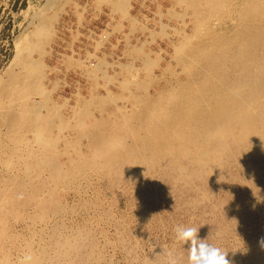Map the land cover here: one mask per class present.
Segmentation results:
<instances>
[{
  "label": "rangeland",
  "instance_id": "obj_1",
  "mask_svg": "<svg viewBox=\"0 0 264 264\" xmlns=\"http://www.w3.org/2000/svg\"><path fill=\"white\" fill-rule=\"evenodd\" d=\"M258 2L0 0V264H169L170 250L187 264L177 225L231 264H264V138L240 143L210 114L188 144L172 134L187 96L207 90L201 109L214 93V54L230 68L264 39ZM150 138L174 141L155 156Z\"/></svg>",
  "mask_w": 264,
  "mask_h": 264
},
{
  "label": "bare ground",
  "instance_id": "obj_2",
  "mask_svg": "<svg viewBox=\"0 0 264 264\" xmlns=\"http://www.w3.org/2000/svg\"><path fill=\"white\" fill-rule=\"evenodd\" d=\"M235 1V0H234ZM262 0H259V2L257 3L258 6L260 4H263L264 2H261ZM233 2V1H232ZM241 2V1H240ZM219 4H216V8L218 9L219 7L223 6V5H220L221 2L219 1L218 2ZM243 3V2H242ZM229 4V3H227ZM245 4V2L243 3ZM242 4V5H243ZM204 5V4H203ZM234 5H232L231 7H233ZM257 5H255L254 7L252 6L250 9H253V10H256ZM238 9V8H237ZM195 10V9H194ZM236 10V9H235ZM219 11V10H218ZM234 12V11H233ZM226 13V12H225ZM228 13V12H227ZM230 13V12H229ZM240 13V12H239ZM233 14V13H232ZM240 14H243V13H240ZM223 15V14H222ZM229 16V15H228ZM237 16V15H236ZM244 16V15H243ZM231 17V16H230ZM240 17V16H239ZM195 18V17H194ZM202 18V17H201ZM200 18V20H201ZM204 18V17H203ZM206 18V17H205ZM233 18V17H232ZM241 18V17H240ZM235 19V18H234ZM226 20V19H225ZM228 20V19H227ZM232 20V19H231ZM229 20V21H231ZM250 20V19H249ZM249 20H247L249 22ZM198 21V19H197ZM203 22V20H201ZM214 21V20H213ZM217 20H215L216 22ZM234 21V20H232ZM211 23V21H209ZM218 22V21H217ZM227 22V21H226ZM236 22V21H235ZM246 22V21H245ZM258 22V21H256ZM194 23V21H193ZM206 23V22H205ZM204 23V24H205ZM252 23V22H251ZM215 24V23H214ZM232 24V23H231ZM255 24V23H254ZM198 25V24H197ZM206 25V24H205ZM225 25V24H224ZM237 25V23H236ZM244 25H247V24H244ZM256 25V24H255ZM213 26V24H212ZM232 26V25H231ZM207 27V26H206ZM206 27L204 28V30L206 29ZM209 27V26H208ZM236 27V26H235ZM260 27V26H258ZM229 28V26H228ZM233 28V27H232ZM239 28V26H238ZM242 28V27H241ZM240 28V29H241ZM245 28V27H244ZM214 29V28H213ZM234 29V28H233ZM243 29V28H242ZM241 29V30H242ZM247 29V28H246ZM257 29V28H256ZM201 30V29H200ZM224 30V29H222ZM230 30H232L230 28ZM211 31V30H210ZM250 31V30H249ZM248 31V32H249ZM212 32V31H211ZM229 32V29L228 31ZM202 33V32H201ZM205 33V32H203ZM202 33V34H203ZM216 33V32H215ZM234 33V32H233ZM200 34V33H199ZM210 34V32H209ZM221 34V33H220ZM225 34H226V31H225ZM232 34V33H230ZM228 34V35H230ZM245 34V33H244ZM263 33H260V34H253V35H250L251 37L249 38L248 40V48L245 50H241L240 51H237V52H234L231 56H230V52H229V55L226 54V56L228 57V59H232L234 62H233V67L229 66H225L224 65V68H220L221 66L218 65L217 67L220 68V70L216 67V65H214V63H217L215 62V60L219 59L221 56H218V54L216 55V53L214 54L212 60L213 62L211 63L212 64V70L213 71H217L215 73V77L213 79V85L212 87L215 88L214 90V93L207 96L208 98L205 100V104H203L205 107L204 108H199V104H198V101L196 100L197 98H202L205 93V91L207 90H204V91H200V95H198L199 91L197 92L196 96L194 94V96H191V99L189 100V97L187 96V101H190L191 104L188 105L187 107V110L188 109H194L195 112L191 113V112H187V111H184L187 115H185L186 117L184 119H182L178 125L176 127H174V131L172 134L176 135L177 138L180 139L181 143H186L188 141V131H190V126L189 124H192V127L193 126H198L200 127V124H202L204 122V120H207L206 117H207V114H210L211 118L213 120H216L217 121V124L215 125L217 127L218 125V129L217 131L220 132V133H224L225 131H231V129L234 127V128H237L239 130V132L241 133V137H239V140H240V143H245L247 142V139L248 137H250V139H252L253 142L255 143H262L263 142V138H264V64L262 62V59L264 61V56L263 58H259V57H256V51L255 50V47H263L264 48V39L260 38L259 35H262ZM212 36V35H211ZM214 36V35H213ZM221 35H217L216 37H219ZM231 36V35H230ZM243 36V35H242ZM186 37V35H185ZM202 38V37H201ZM208 38V37H207ZM206 38V39H207ZM223 38V37H222ZM228 38V37H226ZM194 39V38H192ZM210 39V38H209ZM208 39V40H209ZM215 39V38H214ZM221 39V37H220ZM204 40V39H203ZM202 40V41H203ZM201 41V42H202ZM207 41V40H206ZM212 41V40H211ZM219 41V38L218 40ZM235 41V40H234ZM216 42V41H215ZM212 43V42H211ZM220 43V42H219ZM235 43V42H234ZM218 44V43H217ZM233 44V43H232ZM201 45V44H200ZM204 46V45H203ZM202 46V47H203ZM213 46V44H212ZM221 46V44H220ZM224 46V45H223ZM238 46V44H237ZM217 47V46H216ZM233 47V46H232ZM180 48V47H179ZM228 48V47H227ZM234 48V47H233ZM232 48V49H233ZM199 49V48H197ZM208 49V48H206ZM214 49V48H213ZM217 49V48H216ZM200 50V49H199ZM211 50V49H208V51ZM224 50V49H222ZM262 50V49H261ZM259 50V51H261ZM264 50V49H263ZM203 51V50H202ZM214 51V50H213ZM218 51V50H217ZM229 51V50H228ZM194 52V51H193ZM199 52V51H198ZM212 52V51H211ZM224 52V51H222ZM208 53V52H207ZM221 53V52H220ZM203 54V53H202ZM264 54V52H263ZM198 55V54H197ZM204 55V54H203ZM207 55V54H205ZM211 55V54H210ZM259 56V55H258ZM192 57V56H191ZM190 57V58H191ZM205 57V56H204ZM202 57V58H204ZM198 59V58H197ZM210 59V58H209ZM208 59V60H209ZM227 59V60H228ZM205 60V59H203ZM210 60V61H212ZM193 61V60H191ZM231 62V61H230ZM25 63V62H24ZM194 64V63H193ZM208 64V63H207ZM225 64V63H224ZM206 65V64H205ZM208 66V65H206ZM214 66V67H213ZM208 68V67H207ZM232 68V69H231ZM203 70V69H202ZM208 71V70H207ZM205 72V70H204ZM207 74V73H206ZM212 74V73H211ZM202 75V74H201ZM210 77V76H209ZM197 78V77H196ZM204 78V77H202ZM208 78V77H206ZM205 78V79H206ZM199 79V78H197ZM17 80V79H16ZM204 81V79H203ZM210 82H212L211 80H209ZM194 82V81H193ZM208 82V81H207ZM206 82V83H207ZM192 83V82H191ZM204 83V82H203ZM14 84V83H13ZM18 83L15 84V86L17 85ZM208 83V85H210ZM191 85V84H190ZM193 85V84H192ZM180 86V85H179ZM197 86V85H196ZM207 86V84H206ZM134 87V86H133ZM194 87V86H192ZM198 87V86H197ZM183 88V87H182ZM202 88V87H201ZM205 88V87H203ZM207 88V87H206ZM179 89V88H178ZM189 89V88H188ZM191 89V88H190ZM208 89V88H207ZM210 89L211 86H210ZM183 90V89H181ZM186 90V89H185ZM194 90V89H193ZM192 90V91H193ZM200 90V89H199ZM15 91V90H14ZM177 91V90H176ZM169 92V91H168ZM167 92V93H168ZM170 92H173V90H171ZM170 92H169V95H170ZM179 92H181L179 90ZM178 92V94H179ZM187 92V91H185ZM184 92V93H185ZM240 92V93H239ZM19 93V92H18ZM191 93V92H189ZM188 93V94H189ZM195 93V92H194ZM209 93V92H208ZM239 93V94H238ZM21 94V93H20ZM25 94V93H24ZM176 94V93H175ZM183 94V93H182ZM15 95V94H14ZM174 95V94H173ZM164 96V95H163ZM167 96V95H166ZM176 96V95H175ZM182 96V95H181ZM23 97V96H22ZM171 97V95H170ZM173 97V96H172ZM180 97V96H179ZM194 97V99H193ZM162 98V97H161ZM160 98V99H161ZM167 98V97H166ZM182 98V97H181ZM184 98V97H183ZM157 99V97H156ZM155 99V100H156ZM159 99V98H158ZM165 99V98H164ZM178 99V98H177ZM185 99V100H186ZM193 99V101H191ZM166 100V99H165ZM172 100V99H171ZM171 100H168V101H171ZM202 100V99H201ZM28 101V100H27ZM161 101V100H160ZM181 101V100H180ZM153 101H151L152 103ZM183 102V100H182ZM181 102V103H182ZM189 102V103H190ZM154 103H157V102H154ZM153 103V104H154ZM159 103V102H158ZM164 103V102H163ZM180 103V104H181ZM28 104V103H27ZM160 104V103H159ZM176 104V102H175ZM54 105V104H53ZM156 105V104H155ZM161 105V104H160ZM165 106V104H163ZM51 106V105H50ZM153 106V105H151ZM157 106V105H156ZM185 106V105H184ZM161 107V106H159ZM181 107V106H180ZM185 107V108H186ZM201 107V106H200ZM157 108V107H155ZM27 109V108H26ZM53 109V108H52ZM55 109V108H54ZM152 109V107L150 108ZM154 109V108H153ZM159 109V108H158ZM165 109V108H164ZM184 109V108H183ZM30 110V109H29ZM51 110V109H50ZM186 110V109H185ZM24 111H26L24 109ZM158 111V110H157ZM161 111V109H160ZM153 113V112H152ZM28 114V113H26ZM157 115H160V114H157ZM152 116V114H151ZM159 117V116H157ZM191 117V118H190ZM160 118V117H159ZM164 118V117H163ZM154 119V118H153ZM156 119V118H155ZM63 120V119H62ZM162 120V119H161ZM164 120V119H163ZM167 120V119H165ZM210 120V119H209ZM207 120V121H209ZM151 121V120H150ZM158 120H156L157 122ZM160 121V120H159ZM65 122V121H64ZM63 122V123H64ZM164 122V121H162ZM211 122V121H210ZM215 122V121H214ZM213 122V123H214ZM62 123V124H63ZM155 123V122H154ZM160 123V122H159ZM209 123V122H208ZM212 123V122H211ZM163 124V123H161ZM207 124V123H206ZM215 124V123H214ZM213 124V125H214ZM64 125V124H63ZM155 126V124H153ZM152 126V125H150ZM172 126V125H171ZM166 127V126H165ZM167 128V127H166ZM150 129V128H149ZM152 129V128H151ZM159 129V128H158ZM171 129V128H170ZM201 129L198 128V130ZM206 129V128H205ZM34 130V129H33ZM202 130V129H201ZM222 130L224 132H222ZM38 131V130H37ZM163 131V130H162ZM166 131V130H165ZM161 132V131H160ZM197 132V131H196ZM236 132V131H235ZM234 132V133H235ZM155 133V132H154ZM201 133V132H200ZM228 133V132H227ZM34 134V133H33ZM157 134V133H156ZM167 134V133H166ZM196 134V133H195ZM199 134V133H198ZM39 135V134H37ZM164 135V134H163ZM170 135V134H169ZM168 136H163L164 139H166V137H169ZM194 135V133H193ZM45 136V135H44ZM218 136V135H217ZM222 136V135H221ZM190 137V136H189ZM207 137V136H206ZM193 138V137H192ZM200 138V137H199ZM205 138V137H204ZM151 139V138H150ZM178 139V140H179ZM234 139V138H233ZM159 139H157L158 141ZM163 140V139H162ZM167 140V139H166ZM177 140V141H178ZM199 140V139H198ZM207 140V139H206ZM37 141V140H36ZM155 138H152L151 139V143L147 142L145 143V149H147V147H150V146H153V154L155 156L161 154V153H164L165 152H168L169 150V147L168 146L170 143L168 142H164L161 141L160 143L157 142ZM174 141V140H173ZM172 141V143H173ZM177 142V144H179V142ZM194 141V140H192ZM159 143L158 145V148H156V145ZM171 143V144H172ZM196 144V141L194 142ZM142 144V143H141ZM170 144V145H171ZM176 144V143H175ZM188 144V142L186 143ZM185 144V145H186ZM193 144V142H192ZM199 144V143H198ZM203 144V143H202ZM143 146V147H144ZM189 146V145H188ZM253 146V145H252ZM142 147V148H143ZM187 147V146H186ZM184 145H179V148L182 150L184 148H186ZM194 147V146H193ZM242 148V147H241ZM144 149V148H143ZM142 149V150H143ZM173 149V147L171 148ZM170 149V151H171ZM70 150V149H69ZM150 150V149H149ZM178 150V149H177ZM186 150V149H185ZM184 150V151H185ZM188 150V148H187ZM244 150V149H243ZM242 150V151H243ZM183 151V150H182ZM179 152V151H178ZM188 153V152H187ZM147 154V153H146ZM179 154V153H177ZM142 155V154H141ZM144 155V153H143ZM170 155V154H169ZM182 155V154H181ZM120 155H118L119 157ZM161 156V155H160ZM185 156V155H184ZM237 156V155H236ZM115 156H111V158H114ZM142 157V156H141ZM140 157V159H141ZM163 157V155H162ZM177 157V156H176ZM120 158V157H119ZM136 158V157H135ZM180 158V157H178ZM129 159V158H128ZM176 159V158H175ZM143 160V159H142ZM129 161V160H128ZM135 161V160H134ZM131 162V161H130ZM139 162V161H137ZM206 162V161H205ZM182 164V163H181ZM179 165V164H178ZM220 167V166H219ZM174 169V168H173ZM177 170V169H176ZM193 173V172H192ZM198 174V173H197ZM183 178V177H182ZM172 179V178H171ZM174 181V180H173ZM191 181V180H190Z\"/></svg>",
  "mask_w": 264,
  "mask_h": 264
},
{
  "label": "clouds",
  "instance_id": "obj_3",
  "mask_svg": "<svg viewBox=\"0 0 264 264\" xmlns=\"http://www.w3.org/2000/svg\"><path fill=\"white\" fill-rule=\"evenodd\" d=\"M198 231L199 228L194 226L177 225L174 228L176 242L188 245L187 264H231L227 258L228 251L199 238ZM260 243L264 247V238ZM168 255L169 264H175L173 251L170 250ZM18 264H34V258L31 254H26L20 258Z\"/></svg>",
  "mask_w": 264,
  "mask_h": 264
}]
</instances>
